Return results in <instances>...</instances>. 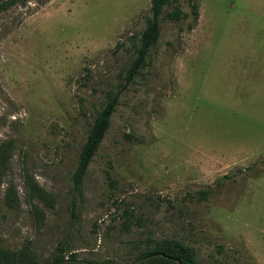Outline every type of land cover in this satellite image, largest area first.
Here are the masks:
<instances>
[{"label":"rangeland","instance_id":"374dc122","mask_svg":"<svg viewBox=\"0 0 264 264\" xmlns=\"http://www.w3.org/2000/svg\"><path fill=\"white\" fill-rule=\"evenodd\" d=\"M174 2L189 16L168 21L163 8L129 85L149 0L0 10L1 249L132 264L144 243L175 238L199 264H264V0H195L194 25L188 1ZM115 93L73 191L79 150Z\"/></svg>","mask_w":264,"mask_h":264},{"label":"trees","instance_id":"16d2710c","mask_svg":"<svg viewBox=\"0 0 264 264\" xmlns=\"http://www.w3.org/2000/svg\"><path fill=\"white\" fill-rule=\"evenodd\" d=\"M26 1L27 0H9L2 2L0 3V10H6L17 2L23 3ZM174 1L175 0H149L150 15L146 19L145 27L138 37L134 38L133 41L131 39L134 51L133 58L125 70V85L131 84L135 76H137L140 70L146 65L149 51L155 45L159 37L160 16L163 12V8L167 5L170 6V11H167L163 17V19L168 21L178 22L189 16L188 13H184ZM187 1L191 9L190 14L193 17L192 25H194L198 19L197 5L195 0ZM192 27L193 26L190 25L189 29H192ZM117 104L118 93L112 95L109 94L94 117L86 134L85 141L79 150L76 166L71 176L73 191L79 190L89 164L95 156L107 130L110 127L111 118L116 110ZM199 194L204 196L206 191H200ZM154 254H163L165 257H153L141 262L140 264H176V261H178L179 264H199L195 248L175 238L148 241L144 243V247L136 260L143 259ZM68 259L78 260L74 259L73 256ZM64 260L65 259L62 255H57L50 261L38 262L33 254L25 248L19 250L18 252H10L0 248V264H62ZM69 264L86 263L74 262ZM87 264L92 263L87 262Z\"/></svg>","mask_w":264,"mask_h":264},{"label":"water","instance_id":"95a60500","mask_svg":"<svg viewBox=\"0 0 264 264\" xmlns=\"http://www.w3.org/2000/svg\"><path fill=\"white\" fill-rule=\"evenodd\" d=\"M153 257H165V256L163 254H154V255H151V256H147V257H145L143 259L136 260L132 264H140L141 262L146 261V260H148L150 258H153ZM74 262H82V263H86L87 264V262H85L83 260H70V259H65L62 262V264H69V263H74ZM176 264H179V262L176 261Z\"/></svg>","mask_w":264,"mask_h":264}]
</instances>
